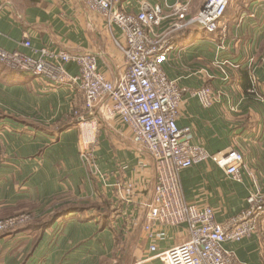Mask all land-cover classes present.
Returning a JSON list of instances; mask_svg holds the SVG:
<instances>
[{"label":"crops","instance_id":"obj_1","mask_svg":"<svg viewBox=\"0 0 264 264\" xmlns=\"http://www.w3.org/2000/svg\"><path fill=\"white\" fill-rule=\"evenodd\" d=\"M204 3L117 0L116 9L138 14L144 5L162 7L157 33L171 32L174 47L164 72L180 88L213 95L205 108L186 94L178 127L190 129L192 144L211 155H243L241 181L211 160L179 175L185 201L212 208L222 225L248 207L256 184L264 195V0H231L215 33L190 24ZM0 6V46L7 52L33 55L24 46L29 40L36 50L97 55L100 73L111 82L123 75L114 43H123L121 29L82 0H0ZM177 24L184 28L173 30ZM67 69L78 73L73 64ZM82 106L76 86L49 88L0 63V212L64 214L45 230L34 232L42 223L33 225L26 231L32 237L0 238V264H164L159 254L190 239L184 226L146 231L157 183L154 159L118 118L106 120L96 110L87 116L96 135L80 126L75 111ZM87 161L95 162V173ZM223 248L239 264H264V216L255 235Z\"/></svg>","mask_w":264,"mask_h":264},{"label":"built area","instance_id":"obj_2","mask_svg":"<svg viewBox=\"0 0 264 264\" xmlns=\"http://www.w3.org/2000/svg\"><path fill=\"white\" fill-rule=\"evenodd\" d=\"M82 1L103 17L109 27L117 26L123 33V43L114 41L123 55L125 68L118 81L111 82L100 73L97 55L93 53L72 55L47 47L36 50L29 40L24 46L33 55L7 52L0 46V63L44 81L49 88L76 86L83 97V106L75 111L80 126L89 127L96 135L93 127L96 122L87 120L96 110L106 120L118 118L131 131L136 144L154 159L157 183L145 229L151 232L154 225L184 226L190 236L185 244L159 254L164 264H239L223 245L255 235L264 216V195L256 184V190L248 198V207L222 225L216 222L212 208L185 201L179 178L182 170L211 160L232 180L241 181L244 158L237 150L211 155L203 147L192 144L190 129L178 127L186 94L197 96L205 108L212 106L213 95L207 88L198 91L180 88L164 72L162 62L174 47L171 32L157 33L165 18L162 7L144 5L138 14H130L116 9L117 0ZM230 2L205 0L190 24L215 33ZM174 27L173 30L183 29L184 24ZM70 64L77 67V74L68 71ZM7 225H1L0 230ZM151 251L156 252V247L152 246Z\"/></svg>","mask_w":264,"mask_h":264},{"label":"rangeland","instance_id":"obj_3","mask_svg":"<svg viewBox=\"0 0 264 264\" xmlns=\"http://www.w3.org/2000/svg\"><path fill=\"white\" fill-rule=\"evenodd\" d=\"M87 165L90 169V171L95 173V162L93 161H87ZM45 212V211H44ZM52 219V216L45 213L43 215H36L31 210H24L18 213H6L0 212V226L1 225H7V227L3 230H0V238L10 237V236H16L20 233V235H27L26 237H32L34 235L28 234L26 232V227H29L31 225H35L36 223H43L46 224ZM14 221V222H13ZM64 220L58 221L59 223ZM40 235L41 233L38 232ZM36 240H34V244H36L39 240L40 236L35 235Z\"/></svg>","mask_w":264,"mask_h":264},{"label":"trees","instance_id":"obj_4","mask_svg":"<svg viewBox=\"0 0 264 264\" xmlns=\"http://www.w3.org/2000/svg\"><path fill=\"white\" fill-rule=\"evenodd\" d=\"M60 212V211H59ZM62 213V212H61ZM64 217V214H58V215H53L52 216V219H50V221L48 222V223H46V224H41L42 225V228H38L37 230H35L34 232H37V231H40L41 229H44L45 230V228L47 229V228H49V226H51L52 224H54L55 222H58V221H60L62 218ZM40 225V226H41ZM33 225H31V226H29V227H26V231H28V232H32V229H33Z\"/></svg>","mask_w":264,"mask_h":264}]
</instances>
